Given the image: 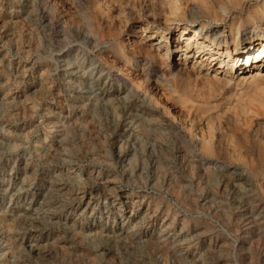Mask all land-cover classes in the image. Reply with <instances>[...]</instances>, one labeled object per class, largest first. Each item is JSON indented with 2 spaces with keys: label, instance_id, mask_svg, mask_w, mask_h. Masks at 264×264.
Wrapping results in <instances>:
<instances>
[{
  "label": "rangeland",
  "instance_id": "rangeland-1",
  "mask_svg": "<svg viewBox=\"0 0 264 264\" xmlns=\"http://www.w3.org/2000/svg\"><path fill=\"white\" fill-rule=\"evenodd\" d=\"M105 1L0 0V264H264V0ZM201 22L247 62L204 78L189 50L175 76L178 52L134 49Z\"/></svg>",
  "mask_w": 264,
  "mask_h": 264
},
{
  "label": "bare ground",
  "instance_id": "bare-ground-1",
  "mask_svg": "<svg viewBox=\"0 0 264 264\" xmlns=\"http://www.w3.org/2000/svg\"><path fill=\"white\" fill-rule=\"evenodd\" d=\"M108 0H106L105 2H107ZM111 1L113 0H109L108 2L111 3ZM117 1V0H116ZM226 1V2H225ZM215 0V7L217 8H213L211 11V15H212V18L213 19H221L222 15L219 13V10H223L225 11L226 10V6H225V3H230L232 4L233 6H235L239 0ZM225 2V3H223ZM203 3V2H202ZM207 3V2H206ZM119 4V3H118ZM126 4V3H125ZM214 4V3H213ZM128 5V4H127ZM111 6V5H110ZM171 7V6H170ZM204 7H208L207 5H204ZM163 8V7H162ZM166 8V7H165ZM177 8V7H176ZM209 8V7H208ZM206 8V9H208ZM121 8L118 9V12H121L122 11H119ZM161 9V8H160ZM164 9V8H163ZM168 9V8H167ZM178 9V8H177ZM177 9H172L170 8L171 12L172 13H175V10L177 11ZM258 9V8H257ZM256 9V10H257ZM166 10V9H164ZM133 11V10H132ZM151 11V10H150ZM259 11L260 12H257L256 14H254L253 16L250 17V20L246 19L244 20L243 22V25L244 26H250L253 27L252 25H249L250 21L251 22H258L261 26H263L264 28V18L262 17V14L264 12V2H262L260 5H259ZM143 12V11H142ZM169 12V11H168ZM251 12V11H250ZM253 12V11H252ZM148 13V12H146ZM195 13V12H194ZM125 14V13H124ZM149 14V13H148ZM196 14V13H195ZM201 14V13H199ZM120 15V14H118ZM145 15V14H144ZM264 16V15H263ZM200 17V15L198 16ZM197 17V18H198ZM196 17L194 18H190V21L192 23H195L196 20H197ZM240 18V17H239ZM239 18L238 17H234L231 19L230 23L228 24V32H229V35L231 37V40H232V44H233V48H234V51H236V48L238 47L237 46V39H238V34H239V29H240V25L242 24H239ZM147 19V18H146ZM200 19V18H198ZM158 22V20H156ZM109 22V21H108ZM154 22V21H153ZM167 22V20H166ZM152 24V23H151ZM169 23H165L164 25H162V23L158 22L157 25L161 28V31L164 33L167 29V25ZM257 24V23H256ZM156 25V24H155ZM261 26V27H262ZM117 27V25H116ZM148 27V26H147ZM146 26L143 27V30L141 31L142 33L140 34V38H143L144 36H146ZM151 27V26H150ZM158 27V29H159ZM207 27V24L206 23H203L201 22V24H199V26H193L191 27V31H189L188 33L186 32V29H184L185 27H181V29L179 28L178 30V37L176 38V40L174 41V44H172V49H169V44L167 42H162L163 43V47L165 49L164 53L160 54L159 53V45L155 42V43H150L149 46L146 45L147 47H145L144 49V46L143 45H135L134 46V49L137 50V51H143L145 52V54H151L152 55H155V56H158L161 60V63L164 64L165 66H168L169 64H167V60L169 59V53L172 52V51H176L180 54V58L182 59L181 63H179L177 66H176V69H175V76H177L178 74H188V75H191V73L193 72H190L188 69L189 67L186 66V60L187 58L189 57V54L191 51H193V56L195 57H198L197 60L192 59L193 61V66L191 68H193V70L195 71V75L197 73V75H202L204 76L205 78V75L207 74V69L211 68V61L215 60L214 58L218 59V67H217V73H221L223 72V74L225 73H229L231 72L233 69H235V67H238V62L239 60L241 65L245 64L247 62V59H248V53H249V50L251 48V42H248V43H244L241 47V54H238V55H233L231 51L227 50V47H226V43H227V40L225 38V35H224V30L223 29H220L218 31H209L207 32L204 31ZM187 28V27H186ZM204 31V32H203ZM161 32V34H162ZM160 33V31H159ZM138 34V33H137ZM151 35V34H149ZM163 35V34H162ZM143 36V37H142ZM183 36H186V39L183 41V43H180L178 41V38H182ZM166 38V37H165ZM200 39V41H199ZM220 45H224V52L223 54L222 53H218V51H216L215 48H219ZM174 46V47H173ZM214 47V48H213ZM223 47V46H222ZM253 48H257L256 50H260L258 51L255 55H254V60L255 62L256 61H260L262 58H263V55H264V29H262V34L260 35V37L258 38L257 42L255 45L252 46ZM191 50V51H189ZM213 50H215L213 52ZM235 53V52H233ZM203 56V57H201ZM157 57V58H158ZM193 57V58H195ZM241 57V59H240ZM156 59V58H155ZM207 60V61H205ZM210 60V61H208ZM114 61V60H113ZM160 63V64H161ZM257 63V62H256ZM189 65V64H188ZM192 65V64H191ZM256 70L254 72H257V69H259V66L260 64H256ZM170 67V66H169ZM188 68V69H187ZM222 68V71H219V69ZM170 69V68H169ZM239 70H243V68H239ZM169 71V70H168ZM192 71V70H191ZM252 77H254L256 74H259V73H250ZM253 74V75H252ZM194 77V75H193ZM258 77V76H257ZM261 77V75H260ZM263 77V76H262ZM242 78H245V74L244 76H242ZM213 79L214 81L213 82H216L217 84L220 83V79H224L223 77H216V75H213ZM231 79V78H230ZM227 80H229L227 78ZM227 80L225 82H227ZM256 80V79H255ZM224 81V80H223ZM224 82V84H225ZM256 82V81H255ZM254 82V83H255ZM202 83V82H200ZM214 83V84H216ZM223 82H221L222 84ZM260 83V82H259ZM255 85V86H258V84ZM215 86V85H214ZM210 91V90H209ZM182 93L184 94L185 91L182 90ZM226 94V93H225ZM255 95V94H254ZM182 96V95H181ZM199 96V95H197ZM250 96V95H249ZM254 97V96H253ZM256 97V96H255ZM254 97V99H255ZM239 98V97H238ZM187 100V99H186ZM218 100V99H217ZM249 101V99H247ZM242 101V100H240ZM186 102V101H185ZM211 102V101H210ZM216 102V101H215ZM227 101H225L226 103ZM230 104V103H229ZM232 104V102H231ZM205 106H207L205 108V110L207 111L206 115H208V119L211 120V119H215L216 117H221V115L223 114V112H221L220 110V114H214V115H211L213 114L214 112L216 113L217 111L219 112V110H217V108L219 107V105L217 104H210L208 103L207 101V104H205ZM232 106V105H231ZM244 106V105H243ZM234 109L235 108H244L240 105V102L237 100L235 102V104L233 105ZM219 109V108H218ZM223 109V108H222ZM241 111H244L243 109ZM202 113V112H200ZM239 113V112H238ZM242 113V112H240ZM220 115V116H219ZM226 115V114H225ZM216 121V120H215ZM219 122V120H218ZM257 122V120H256ZM224 124V123H223ZM257 124V123H256ZM259 124V123H258ZM264 124V123H263ZM214 127V125H213ZM263 128V126H261ZM261 128V129H262ZM230 130V129H229ZM254 130V129H253ZM259 130V128H258ZM261 131V130H260ZM264 132V131H263ZM262 133V132H261ZM210 134V133H209ZM255 134V133H254ZM259 134V133H258ZM264 135V134H263ZM263 135H261L260 137H257V139L260 141V142H263L264 144V137H262ZM256 139V140H257ZM212 138L209 136L208 139H206L205 142L202 143V146L203 148L208 152V153H214L216 151V148L215 146H213L212 142H211ZM227 141V140H226ZM254 141V140H253ZM218 142H216L217 144ZM228 143V142H227ZM215 144V143H214ZM248 144V143H247ZM260 144V143H259ZM220 145V144H219ZM256 145V144H255ZM240 146V145H239ZM262 146V145H261ZM260 145H258V147H261ZM218 147V146H217ZM233 147V146H232ZM244 147V146H242ZM257 147V146H256ZM254 148V147H253ZM263 148V147H262ZM261 148V149H262ZM219 149V148H218ZM217 149V150H218ZM234 149V150H233ZM232 150L234 151V153L239 150L233 148ZM241 149V148H240ZM249 149V148H248ZM259 149V148H258ZM220 150V149H219ZM230 150V149H229ZM249 151V150H248ZM262 151V150H261ZM220 152V151H219ZM236 152V153H237ZM259 152V151H258ZM243 153V152H242ZM248 153V152H247ZM264 154V151L262 152ZM244 154V153H243ZM260 154V153H259ZM236 155V154H235ZM256 155V154H255ZM258 155V154H257ZM242 156V155H241ZM260 156V155H259ZM246 161V160H245Z\"/></svg>",
  "mask_w": 264,
  "mask_h": 264
}]
</instances>
